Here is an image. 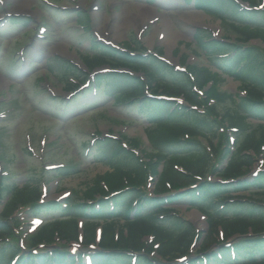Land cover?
Masks as SVG:
<instances>
[{"label": "trees", "instance_id": "16d2710c", "mask_svg": "<svg viewBox=\"0 0 264 264\" xmlns=\"http://www.w3.org/2000/svg\"><path fill=\"white\" fill-rule=\"evenodd\" d=\"M261 1L230 0L229 24L239 40L264 41ZM244 4L248 12L243 11ZM218 15L226 20L224 14ZM195 40L220 72L192 66L177 72L158 55L146 56L136 41L124 43L121 50L95 44L96 53L84 55L88 72L81 82L104 66L116 71L109 75L120 85L114 104L127 110L137 107L152 125L146 129L152 147L144 156L149 160L145 163L124 152L119 163L130 170L117 165L111 180L96 178L90 189L97 197L73 207L66 204L63 210L42 201L38 182L21 187L11 182L5 191L0 188V198L5 199L0 212V264H85L86 256L93 264H264V203L256 196H264V168L252 175L258 156L264 162V124L249 123L251 115L264 122V78L256 72L261 66L264 76V58L259 60L258 53L244 52V47L211 34ZM242 53L245 58L237 64ZM186 60L184 55L182 63ZM239 69L243 70L236 76L245 93L238 99L239 110L229 108L219 114L216 104L232 97L205 91L207 84L223 82V75H235ZM72 74L81 76L78 70ZM104 77L98 75L94 83ZM68 87L76 91L79 84L71 81ZM223 124L235 128L232 135L240 136L236 143L226 134L222 145L218 136ZM83 147L89 148V143ZM122 149L118 147L116 154ZM150 172L156 176L152 193L141 185L149 181ZM105 182L107 186L102 185ZM179 204L206 216L205 235L180 216L175 208ZM27 205L36 215L46 212L48 218L22 247L13 224H20L16 212ZM57 240L67 245L57 246ZM72 240L86 250L72 256L68 247ZM92 245L97 248L88 250Z\"/></svg>", "mask_w": 264, "mask_h": 264}, {"label": "rangeland", "instance_id": "374dc122", "mask_svg": "<svg viewBox=\"0 0 264 264\" xmlns=\"http://www.w3.org/2000/svg\"><path fill=\"white\" fill-rule=\"evenodd\" d=\"M261 2L260 15L264 14V0ZM243 6V11L249 8ZM232 8L230 0H0V188L5 191L4 185L11 182L19 187L38 182L44 190L43 201L63 210L66 204L73 207L97 197L91 186L100 176L111 180L115 167H123L119 162L124 152L147 163L144 154L152 146L146 129L152 125L137 107L127 110L114 104L120 85L109 75L116 71L107 66L96 69L89 75V84L83 85L82 75L88 70L82 58L96 53L95 44L121 50L118 47L124 43L136 41L145 48L146 56L159 54L177 72H183L184 65L219 71L195 40L211 34L239 49L244 47V52L258 53L263 60L264 41L245 42L233 32L228 19ZM242 54L237 64L245 58ZM184 55L186 64L182 63ZM253 56L251 53L250 59ZM259 69L256 72L263 79ZM77 70L79 78L72 74ZM242 70L223 75V82L207 84L205 91L232 97L216 104L219 114L229 108L239 110L238 99L245 93L236 74ZM98 75L105 77L94 83ZM71 81L79 84L78 90L68 87ZM249 123L252 127L264 124L255 115L249 117ZM220 128L218 139L224 145L226 134L234 138L233 131L225 124ZM84 143H89L88 149ZM118 147L123 149L116 154ZM260 158L256 168L262 165ZM149 175L154 183L155 174ZM141 185L148 188L150 184ZM256 196L264 203V196ZM3 203L1 200L0 205ZM175 208L196 230L207 233L203 214L186 204ZM16 214L20 224L13 225L24 247L48 214L36 215L29 205L20 206ZM57 241V246L67 245ZM70 244L76 251L86 250L80 243Z\"/></svg>", "mask_w": 264, "mask_h": 264}]
</instances>
